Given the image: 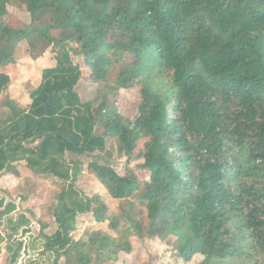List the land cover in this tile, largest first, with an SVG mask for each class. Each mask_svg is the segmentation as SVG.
Instances as JSON below:
<instances>
[{
  "label": "trees",
  "instance_id": "obj_1",
  "mask_svg": "<svg viewBox=\"0 0 264 264\" xmlns=\"http://www.w3.org/2000/svg\"><path fill=\"white\" fill-rule=\"evenodd\" d=\"M21 1L31 23L19 28L4 21L10 0H0V67L14 61L21 41L32 59L55 48V63L41 70L27 109L9 98L0 103L7 110L0 113V173L17 174L16 163L25 161L65 182L56 229L41 234L52 264L67 256L70 264L105 262L130 250L128 237L100 229L73 238L81 213L119 226L98 194L76 188L79 156L89 158L86 167L112 198L139 189L146 235L173 236L183 261L200 254L198 264H256L264 253V0ZM72 55L82 57L93 82L116 70L110 92L140 86L132 119L107 92L96 104L80 100ZM8 83L0 72V92ZM107 138L126 155L142 140L141 179L118 174L96 154L109 155ZM127 220L125 230L140 235L141 223Z\"/></svg>",
  "mask_w": 264,
  "mask_h": 264
},
{
  "label": "rangeland",
  "instance_id": "obj_2",
  "mask_svg": "<svg viewBox=\"0 0 264 264\" xmlns=\"http://www.w3.org/2000/svg\"><path fill=\"white\" fill-rule=\"evenodd\" d=\"M4 21L11 27L19 28L31 23L29 13L21 0H10ZM52 35L57 37L58 31H52ZM74 45L72 42L68 43V46ZM55 52V48L47 47L41 55L32 59L26 42L21 41L15 48L14 61L0 67V72L7 74L9 78L8 85L0 92V103L9 98L27 109L30 103L29 93L39 84L41 70L54 65ZM72 59L81 71L75 87L81 101H94L96 104L99 97L107 92L109 101L120 115L127 119L135 116L140 102L139 85L110 92L116 70L111 72L107 81L93 82L82 57L72 55ZM6 111L5 107H0L1 114ZM101 130L100 126L95 127L96 133ZM105 146L109 155L99 151H96V154L106 158L105 161L118 174L125 175L130 170L138 179L143 177L144 173L139 167L143 161L142 140L137 142L129 155L116 149L115 138H107ZM78 158L83 167L75 180L76 188L87 196L98 194L107 205L109 214L118 217L119 226L117 231H114L108 227L107 221L100 223L94 220L90 212L81 213L77 215L75 229L71 232L73 238L82 237L85 230L100 229L114 236L121 234L130 241V250L119 252L115 260L90 264H198L203 259L202 255L196 254L189 261H183L177 254L173 236L161 239L146 235V209L137 197L139 189L124 198H112L95 174L86 167L89 158ZM16 169L17 174L0 173V211L7 207V212L0 215V264H52L53 254L45 248L41 234H51L56 229L53 213L65 182L49 174L32 172L25 161L17 162ZM127 214L141 223L144 229L140 235L125 230L128 225ZM14 251H17V256L12 260ZM73 262L71 256L60 259V264ZM256 264H264V253L257 256Z\"/></svg>",
  "mask_w": 264,
  "mask_h": 264
}]
</instances>
